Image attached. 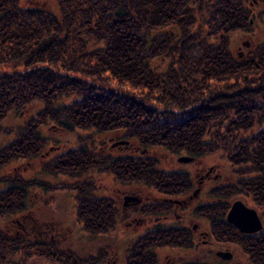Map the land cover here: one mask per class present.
Returning a JSON list of instances; mask_svg holds the SVG:
<instances>
[{
  "label": "trees",
  "instance_id": "trees-1",
  "mask_svg": "<svg viewBox=\"0 0 264 264\" xmlns=\"http://www.w3.org/2000/svg\"><path fill=\"white\" fill-rule=\"evenodd\" d=\"M197 1L206 29H199L192 0H0V133L11 110L42 103L37 117L0 148V168L37 156L48 141L41 127L50 121L73 131L123 130L142 146L193 159L221 150L237 180L213 193L245 194L264 216V43L241 58L230 49L232 34L251 26L248 0ZM158 163L155 156H103L91 148L62 153L46 169L74 179L64 186L77 192V218L97 235L116 228L118 208L111 198L93 196L90 173L146 182L167 196L189 190L188 173ZM7 180L0 191V264H30L34 253L58 264H99L52 239L28 241L4 230L1 221L25 208L31 183L19 175ZM148 207L170 211L174 203ZM228 209L220 200L196 211L211 221L216 241L240 243L264 264V230L239 232L225 219ZM166 245L193 248L183 228H158L137 239L127 264H155L152 249Z\"/></svg>",
  "mask_w": 264,
  "mask_h": 264
},
{
  "label": "rangeland",
  "instance_id": "rangeland-1",
  "mask_svg": "<svg viewBox=\"0 0 264 264\" xmlns=\"http://www.w3.org/2000/svg\"><path fill=\"white\" fill-rule=\"evenodd\" d=\"M194 1L192 0L191 4L196 9V18H199V20L197 18L199 29H206L204 17L207 14L200 13L197 7L198 1L196 4ZM249 1L255 0H248L247 6ZM256 1L258 2H254V5L249 3L252 11L251 26L248 29L238 30L231 36L230 49L240 58L257 45L264 43V0ZM244 41H250V46L243 45ZM240 52L244 55L240 56ZM154 63L159 64L158 61ZM74 98L71 96L64 101L67 103ZM41 108L42 103L36 101L21 110H11L3 121L0 148L12 142L26 128L28 122L37 117ZM41 132L48 141L37 156L14 159L0 168V191L8 187L7 178L10 176L19 175L31 182L27 186L25 208L1 221L2 228L10 234L20 235L28 241L52 239L57 248L72 250L83 259L95 257L99 264H127V256L133 250L134 243L145 232L157 227L193 228L196 224L198 230L193 235L194 241L196 240L198 244L195 245L192 240L193 248L185 250L169 245L156 246L152 249L156 255L155 264H172V261L181 264L194 259L220 264L221 258L216 256L217 250L233 252V258L229 260V263L256 264L240 243L216 241L211 232L209 234L211 221L196 211L204 204L220 200H225L231 205L235 200L241 199L249 206H256L245 194L221 197L213 193V189L217 186L234 183L237 180L233 165L224 157L221 150L184 162L179 161V157L186 153H175L165 146H142L133 138L123 137V130L97 132L91 129H76L73 131L50 121L41 127ZM123 138L128 142L113 144L116 140ZM91 148L103 156L139 154L155 156L159 160L160 169L186 172L190 176L192 185L184 194L167 196L146 182H123L109 171L96 170L90 173L95 187L92 194L95 198H111L118 208V216L114 230L106 234H89L77 218L79 202L76 190L64 186L74 179L65 173L49 172L46 165L62 153ZM126 195L136 199H129L124 204ZM167 200L175 204L170 211H146L151 204H160ZM176 200L179 203L175 202ZM257 210L259 214H262L259 207ZM206 231L208 236L205 237ZM205 239H211L212 243L204 244ZM29 259L30 264H58L40 258L35 253Z\"/></svg>",
  "mask_w": 264,
  "mask_h": 264
},
{
  "label": "water",
  "instance_id": "water-1",
  "mask_svg": "<svg viewBox=\"0 0 264 264\" xmlns=\"http://www.w3.org/2000/svg\"><path fill=\"white\" fill-rule=\"evenodd\" d=\"M127 142L126 140H120L114 143ZM192 160L191 156L182 155L179 157V161L188 162ZM136 199V197L126 195L124 203L126 204L129 199ZM226 218L229 223H232L237 227L241 232L253 233L261 230L263 228L262 216L258 213L255 207L247 205L243 200H235L226 215ZM218 254H221L224 258H231L232 253L230 251H220Z\"/></svg>",
  "mask_w": 264,
  "mask_h": 264
},
{
  "label": "flooded vegetation",
  "instance_id": "flooded-vegetation-1",
  "mask_svg": "<svg viewBox=\"0 0 264 264\" xmlns=\"http://www.w3.org/2000/svg\"><path fill=\"white\" fill-rule=\"evenodd\" d=\"M257 3L258 1H249V3H250V5H254L255 3ZM249 3H248V6H247V3L245 4V6L247 7V9L248 10H250V12L252 13V11H251V9L249 8ZM250 24H252V19L250 20ZM249 28V27H248ZM247 28V29H248ZM250 41H244L243 42V45H245V46H247V47H249L250 46ZM239 55L240 56H243L244 54L243 53H239ZM175 202H177V203H179L178 201H175ZM125 204V203H124ZM174 206H175V204H174ZM226 219V218H225ZM226 221H228L227 219H226ZM229 223V222H228ZM231 225H233L232 223H230ZM234 226V225H233ZM170 227V226H169ZM178 227H180V226H178ZM235 227V226H234ZM158 228H168V227H157V228H154V229H151V230H149V231H152V230H156V229H158ZM181 228H183V230H185L188 234H189V238H190V240H191V242H192V240H193V242H194V244L196 245V244H198L197 242H196V240L194 241V239H195V237H194V235H193V233L194 232H197V230H198V227H197V225L196 224H194L193 225V228H188V227H185V226H181ZM239 232H241L237 227H235ZM146 233V232H145ZM241 233H244V234H247V235H251V234H257L258 232H253V233H245V232H241ZM209 234H210V229H209ZM204 235H205V237L206 236H208V231H206V232H204ZM204 244H210V243H212L211 242V239H205L204 241ZM157 247H159V246H157ZM220 251H222V250H217L216 251V256H218L219 258H221V262H220V264H228L229 263V260L230 259H232L233 258V252H231L232 253V256H231V258H224L221 254H218V252H220ZM180 261V260H179ZM157 262V261H156ZM172 263H173V261H172ZM171 264V263H170ZM176 264H180V263H176ZM212 264V263H211ZM229 264H234L233 262H231V263H229Z\"/></svg>",
  "mask_w": 264,
  "mask_h": 264
},
{
  "label": "bare ground",
  "instance_id": "bare-ground-1",
  "mask_svg": "<svg viewBox=\"0 0 264 264\" xmlns=\"http://www.w3.org/2000/svg\"><path fill=\"white\" fill-rule=\"evenodd\" d=\"M188 156H190V155H188ZM192 157V156H191ZM192 160H193V157H192ZM192 160H190V161H192Z\"/></svg>",
  "mask_w": 264,
  "mask_h": 264
}]
</instances>
